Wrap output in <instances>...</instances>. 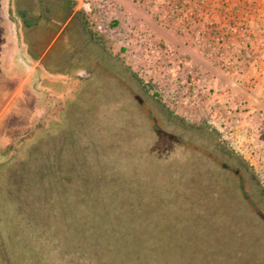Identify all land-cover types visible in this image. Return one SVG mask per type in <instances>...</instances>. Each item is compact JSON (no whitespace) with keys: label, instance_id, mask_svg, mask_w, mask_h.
Returning <instances> with one entry per match:
<instances>
[{"label":"rangeland","instance_id":"1","mask_svg":"<svg viewBox=\"0 0 264 264\" xmlns=\"http://www.w3.org/2000/svg\"><path fill=\"white\" fill-rule=\"evenodd\" d=\"M27 1L8 0L10 18L14 22L11 23L15 24L16 37L23 47L29 45L18 11L27 17L31 14L27 12L38 8L39 1L43 2ZM1 2L3 0L0 5ZM56 4L62 5L60 0ZM98 53L90 40H86L83 54L104 57L103 53ZM20 56L27 57L25 51L20 52L15 47L12 60L23 69ZM124 60L128 61L125 57ZM101 62L103 67L98 66L93 72L92 92L84 90L82 94L76 85L61 84L56 79L53 80L58 86L55 90H49L47 84H50L42 80L41 93L36 94L35 89L32 93H22L19 86L28 73L14 84H7V77L11 75L7 72L0 82V264H120V255L126 264H264V226L261 224H264V105L249 106L227 89L222 92V101H215L211 97L212 89H203L207 97L201 98L199 104L187 107L171 104L169 108L180 110L190 119L210 120L203 129L184 125L193 129L186 131L170 122H179V119L165 118L164 115L170 114L166 107L156 105V101L150 103L153 100L148 92L150 88L143 86L146 76L135 66L121 61L120 66L115 67L111 59L108 60L110 66ZM72 65L81 66L75 60ZM128 66L133 70L127 72ZM192 66L191 59L176 65L171 77L178 75L192 87L201 82ZM133 71L139 79L135 76L136 79H132ZM28 86L38 87L33 78ZM21 93L25 102L20 101ZM18 105L20 109H15ZM84 106L89 112L87 110L82 121L92 122L95 125L91 126L92 130L102 136L88 135L93 141L100 139L93 147L86 137L70 129L71 135L80 136L81 141L69 147L68 155H60L59 167L64 174L59 176L62 181L58 182L60 191L69 196V209H62L60 203H56L60 197L54 194L58 189L57 181L51 180L50 189L42 187L49 197H45L42 190L34 191L33 184L30 187L27 183V188H31L27 191L21 180V185L15 180L7 181L8 171L18 175L21 168L30 165V153L35 148L42 155L43 150L48 151L46 155H55L54 162H57L60 152L55 151L53 137L56 135L45 132L48 120L54 118L53 123L61 128H72L78 122L77 114L85 110ZM93 106L95 110L90 108ZM61 119L72 124H60ZM246 122L255 125L256 131L251 125L243 126ZM246 129H249L247 136L244 135ZM107 135L114 136L118 146L107 151L106 160L102 153ZM57 138L69 140L62 134ZM218 140L223 146L218 145ZM43 143L49 145L48 149L38 148ZM94 153L101 157L95 158ZM146 153L151 155L147 157ZM229 153H236L238 162L229 160ZM126 154L130 155V161L126 160ZM22 157L25 162H20ZM157 162L160 169H154ZM122 166L134 170L127 173ZM27 169L34 170L33 166ZM232 174L240 179L242 190L237 193L244 197V206H240L228 189ZM79 184L90 193L81 194ZM167 184L171 188H166ZM26 191L27 198L21 199ZM39 194L45 205L48 202L47 209L31 208L33 211H30L29 206L34 207ZM8 195L11 197H6ZM131 196H137L138 201ZM124 205L123 216L121 207ZM135 205L140 209L138 212ZM208 205L212 206L209 212L205 210ZM244 210L250 213L244 214ZM132 211L143 223L134 234L127 230V236L121 235L125 239L121 251L114 239L108 240V237L118 235L115 229L121 225L119 216H123L126 225L127 219L132 222ZM215 225H219L217 233ZM157 234H164L162 243ZM132 239L135 240L132 242ZM91 246H96L95 261Z\"/></svg>","mask_w":264,"mask_h":264},{"label":"built area","instance_id":"2","mask_svg":"<svg viewBox=\"0 0 264 264\" xmlns=\"http://www.w3.org/2000/svg\"><path fill=\"white\" fill-rule=\"evenodd\" d=\"M73 1L93 30L146 76L145 82L170 107L195 106L207 97L202 90L213 86L197 62L192 68L201 82L189 87L180 76L171 77L174 67L192 55L159 38L157 26L172 29L179 42L227 74L244 73L248 65L264 74V0Z\"/></svg>","mask_w":264,"mask_h":264},{"label":"trees","instance_id":"3","mask_svg":"<svg viewBox=\"0 0 264 264\" xmlns=\"http://www.w3.org/2000/svg\"><path fill=\"white\" fill-rule=\"evenodd\" d=\"M22 0H19V2H21ZM4 2H5V0H3V2H1V5H0V82H2L4 79V77H6V74H7V72L8 73H10L11 75L10 76H8L7 77V81H6V83L7 84H14L15 83V81L16 80H18L20 77H21V75L23 74V69H24V67H23V69H22V67H18L17 66V64H15L14 62H13V60H12V57H13V55H14V53H15V47H16V43H15V39H14V37L12 36L13 34H14V31H13V24L11 23V22H13L12 20H11V18H10V13H7L6 14V7H5V5H4ZM23 2V1H22ZM27 3V2H26ZM9 5H10V2H8V7H9ZM12 5V4H11ZM26 5V4H25ZM30 8V7H29ZM32 11L30 12L31 14H32V16H33V14L35 13V14H41V13H43V8H42V5H40L39 4V7L38 8H33V9H31ZM29 11V10H28ZM27 13H29V12H27ZM8 15V16H7ZM18 17H20L21 19H22V17H23V15L21 14V12L20 11H18ZM14 23V22H13ZM21 31H23V29L21 30ZM21 63V62H20ZM22 64V63H21ZM18 68V69H17ZM128 68L129 69H127V72H129L130 71V69L131 70H133L132 68H130L129 66H128ZM18 70V72L16 73V70ZM137 78V79H139L138 78V76L136 75V73L133 71L132 72V79H136L135 77ZM139 81V80H138ZM143 85V84H142ZM144 86V85H143ZM145 88H147L146 86H144ZM148 89V88H147ZM20 90H22V93H24L25 91H28V92H30V93H32V89L31 88H29V86L28 85H26L25 86V88H21ZM148 92H149V95H150V97L151 98H153V100L151 99L150 100V103H153L154 101H156L157 102V104L156 105H158V104H161L162 106H164V107H166V109H168V111L170 112V114H168V116L167 115H164L165 116V118L167 119V117L169 118V120H170V118L171 117H174V118H176V119H179L180 121V123L179 122H176V121H174V120H170V122L171 123H173V124H175L176 126H178V127H180V128H183L184 130H188V131H192L193 129L192 128H197V129H203L204 127H207L208 126V121L207 120H203V121H201V120H198V119H190V118H187L186 116H184L183 114H181V113H179V112H177V111H174L173 109L172 110H170L169 108H170V106L168 105V104H166L163 100H161L160 98H159V95H158V92H156L155 90H154V88L153 89H148ZM22 93H21V99H20V101H23V102H25L26 101V98H23V95H22ZM33 95V94H32ZM24 104H26V103H24ZM15 107V109H20V105H18V106H14ZM83 108H85V106L83 107ZM90 108H92V109H96V107H90ZM138 108V107H137ZM87 110H88V112H89V109L88 108H85V110L82 112V113H78L77 114V116H78V122L77 123H75V124H73V127L72 128H67V127H60L57 123H53V121L55 120L54 118L52 119V118H50L49 120H48V122H49V124H48V126H47V129H46V133H48V134H51V136L52 135H56L55 137H53L55 140H54V143H55V148H57L55 151L57 152V153H59L58 154V156H57V162H54V158H56L55 157V155H53V154H48V155H46L47 153H48V151H46V150H43V155L39 152V151H37L36 150V148L34 149V152L32 153H30V159L28 160V163L30 164L29 166H27V167H32L33 166V169L34 170H31V171H29L28 169H27V167H26V169L24 168V169H22L21 168V171L19 172V174L18 175H16L15 173H13V174H10V172H11V170L10 171H8V173L9 174H7V176H5L6 178H7V181H10V180H15V182L16 181H18L19 183H20V185H21V182H20V180L22 181V182H25V187H26V189H27V191H29L30 189H28L27 188V183H30V187H31V185L33 184V186H34V191L35 190H42V193H45V195L44 194H42V193H40L41 195H44L45 197H49L48 195V193H46L45 192V190L44 189H50V183H51V180H53V181H57V187H58V189L56 190V191H54V194L55 195H58V196H60V197H58V199H57V201H56V203L57 204H59L60 203V205H61V208L63 209V208H66V209H69L68 208V205H69V198H67V197H69V196H67L65 193H62L60 190H61V187L58 185V182H59V180L60 181H62L61 180V178L59 177L61 174H64V173H62V171H61V167H59L60 165H61V158H60V155H62V156H65V155H68V150H69V147L70 146H72V144L73 143H76V142H78V141H81V137L83 138V137H86V139L90 142V144H92L93 145V147L94 146H96L97 145V143H98V141L100 140V139H98V140H95V141H93L88 135H90V136H93V137H95V135H96V131H94V129L92 130V128H91V126H95L94 124H92V122H90V121H86V120H83L82 121V117L85 115V114H87ZM31 114H32V116H33V113L31 112ZM35 115V114H34ZM34 117V116H33ZM71 117V116H70ZM33 120H34V118H33ZM62 121L60 122V124H69V125H71L72 123L71 122H69V123H67V122H65L64 121V119H61ZM5 124V123H4ZM184 125H191V127H190V129H187V128H185V126ZM62 126H65V125H62ZM131 126H133V125H131ZM81 128H83V129H81ZM73 129L74 131H76L78 134H80V136L79 137H77L76 135V137H73V135H71V130ZM78 129H80L81 130V132H80V130H78ZM105 129V128H104ZM136 129H138V130H140L139 128H136ZM211 129V128H210ZM106 130V129H105ZM198 131H200V130H198ZM57 132H59V134L57 133ZM58 134V135H57ZM61 134L62 135H65V137L66 138H68L69 140H64V139H62V138H57V137H61ZM99 137H101L102 135H98ZM97 135H96V137L97 138H99ZM50 137V136H49ZM103 139V138H102ZM105 139H107V144H106V147L104 148L103 147V156H104V158L106 159V154L107 153H109V152H107V151H109V150H111V149H113V148H115L116 146H118L117 145V141H116V139L114 138V136H112V137H110L109 135H107V138H105ZM39 140V139H38ZM36 141V140H35ZM34 141V142H35ZM46 142H49V139L47 140H45ZM72 141V142H71ZM218 145H222V142L221 141H219L218 140ZM34 144V143H33ZM39 147L38 148H40V147H42V148H45V149H48V146L49 145H46L45 143H43L42 145H38ZM223 146V145H222ZM88 150V149H87ZM36 151V152H35ZM89 151V150H88ZM30 152V151H29ZM56 152H53V153H56ZM90 152V151H89ZM117 152V151H116ZM46 153V154H45ZM91 153V152H90ZM117 153H119V152H117ZM92 155H93V153H91ZM94 154H97V153H94ZM147 154H150L151 155V153H146L145 155L147 156V157H149L150 155H147ZM225 155H226V153H224ZM36 155H37V159L39 160H37L36 159ZM26 156H29V154L28 155H26ZM43 157V158H40L39 159V157ZM25 157V156H24ZM24 157H22L21 158V160H20V162H25L26 161V159L24 158ZM98 157H101L100 156V154H97V157H95V158H98ZM227 157H228V154H227ZM129 158H130V155L129 154H126V160H128V161H130L129 160ZM140 159H141V157H140ZM229 159V158H228ZM107 160V159H106ZM230 160V159H229ZM237 162H238V160H237ZM43 164V165H42ZM39 165V166H38ZM160 162H157L156 163V165H155V167H154V169H160ZM122 167H124V168H121L122 170H126L127 171V173H129V172H132V171H130V170H134L133 168H129L130 170H127L128 168L126 167V166H122ZM242 168V167H241ZM52 172V173H51ZM36 175H35V174ZM48 173H50V175L48 176ZM36 177H38V179L36 178ZM230 177H231V181L228 183L229 184V186H228V189H229V191H230V194H232V196L233 197H236V200L238 201V203L240 204V206L241 205H245V202H243L244 201V197L241 195V193H237L239 190H242V186H241V183H240V179H238L234 174H232V176L230 175ZM30 178H32V180H30ZM105 179L106 178H104L103 177V180L105 181ZM66 181V180H65ZM11 182V181H10ZM147 182H148V184H149V182H150V180H147ZM66 183H67V181H66ZM150 186H151V184H149ZM252 185H253V182H252ZM80 188H82V193L81 194H85V193H90L88 190H86L85 188H84V185H78ZM260 186V185H259ZM44 189H43V188ZM169 186H168V184L166 185V188H168ZM226 187V186H225ZM169 188H171V186L169 187ZM260 188H261V186H260ZM90 190H92V189H90ZM27 191L26 192H24L23 193V196L22 197H20L21 199H26L27 198V196H26V193H27ZM132 191H134L133 189H132ZM85 192V193H84ZM94 192H95V190H94ZM58 193V194H57ZM40 194L39 195H37L38 197H36V199H35V201H34V207H32V206H29V208H30V211H33V209L31 210V208H40L41 207V211H45L46 209H47V207H48V202L46 203V205L44 204V200L43 199H41L39 196H40ZM79 194L80 193H78V195H76L77 197H79ZM142 194V193H141ZM237 194L239 195V198H238V196H237ZM93 195V194H92ZM148 196V195H147ZM6 197H11V195H8V196H6ZM145 197V196H144ZM149 198V197H148ZM131 199H133L135 202H137L138 201V197L137 196H134V198H133V196H131ZM23 203H25V202H23ZM78 203V202H77ZM76 203V204H77ZM10 204V203H9ZM75 204V205H76ZM218 206H216V207H213V208H217ZM122 208V211H123V216H124V214H125V211L123 210V209H125L126 208V205H124V207H121ZM137 208V209H136ZM219 208H220V206H219ZM221 208H222V206H221ZM58 209V208H57ZM76 209H77V207H76ZM134 209H135V211L137 210V212H138V210H140L139 208H138V205H135V207H134ZM170 209V208H169ZM210 209H212V206H210V205H208V206H206L205 207V210H207L208 212H209V210ZM35 210V209H34ZM219 210V209H218ZM36 211V210H35ZM106 210H104V212H105ZM135 211H132L131 212V214L133 215V217H132V222L130 221L131 219H127L128 220V224L126 225V223L124 222V220H123V216H119V218H120V222H121V225L119 226V229H115V233L117 234L118 233V235H109V237H108V240H110V239H114V241H115V243L118 245L117 247H118V249H120L121 251H123V249H124V246H123V243L125 242V239L121 236V235H126L127 236V230L128 231H130L131 233H133L136 229H139V225H141L143 222L142 221H140V219L138 218V214L137 213H135ZM151 212H152V210L150 209V211H149V214L151 215ZM248 214L250 213L249 211H246ZM245 212V210H244V214L246 213ZM37 214H39V212H37ZM208 214H210V213H208ZM151 217V216H150ZM149 217V218H150ZM246 218H248V217H246ZM176 222L175 223H177V222H179V220H175ZM91 222V221H90ZM261 222V221H260ZM124 223H125V225H124ZM174 223V224H175ZM94 224V227H95V223L94 222H91V226ZM263 226H264V224L263 223H261ZM131 227H134L135 229H131ZM114 229V226H112V230ZM144 229V228H143ZM214 229H215V233H217V232H219V225H215L214 226ZM134 234V233H133ZM42 235V234H41ZM158 235V234H157ZM154 236H156V234L154 235ZM159 237L158 238H161V243H162V241H164L165 240V237H164V234H161V235H158ZM47 237H48V235H47ZM157 237V236H156ZM131 238H133V236L131 237ZM57 239V242L59 243L60 241H59V238L57 237L56 238ZM135 239H132V242L134 241ZM159 240V239H158ZM49 241V240H48ZM37 242H39L38 241V239H37ZM8 244V243H7ZM58 245V244H57ZM247 245H248V243H247ZM8 246H16V245H10V244H8ZM85 247H87V246H85ZM248 248H250V246H248ZM91 251L94 253L93 255H92V259L95 261L96 260V255H95V252H96V246H91ZM121 255L119 256V259H118V261H119V263L120 264H126L125 262H124V257L123 258H121ZM117 264V263H116Z\"/></svg>","mask_w":264,"mask_h":264},{"label":"crops","instance_id":"4","mask_svg":"<svg viewBox=\"0 0 264 264\" xmlns=\"http://www.w3.org/2000/svg\"><path fill=\"white\" fill-rule=\"evenodd\" d=\"M51 1L52 0H49V2H51ZM39 4L42 5L41 2ZM53 4H55V2H53ZM4 5L6 7V14L10 13L9 8L7 6L8 0H5ZM66 5L67 6L65 8L69 9V11H70L69 17H72L73 11H75V8H76V4L74 3L73 0H70L68 3H66ZM47 9H48L47 11L50 12L49 8H47ZM66 9L64 10V13H65ZM64 13L56 16L55 18L51 17L50 21L53 22V24L47 23V21H45V23H42V22L37 23L38 26L40 25L43 28L49 27L47 29V31H48L47 37L49 36V34H53L55 29H58L57 25H59V23H61V20H62L61 16L64 15ZM30 16H32V14H29L28 17H30ZM78 23L79 24H78V31L77 32L80 35H81V33L84 34L85 39L90 40V42H92L93 45H97L98 47L104 49L102 44L98 40H94L90 37L91 33L88 30V28L86 27V25L84 24V22L82 20H80V21H78ZM61 24H63V23H61ZM13 26H15V24H13ZM27 29H26L27 43H28L30 48L26 47V46L23 47L18 42L19 40L16 37L17 33L15 31V27L13 28L14 34L12 35L13 37L16 38V40H15L16 49H18L20 52L25 51V53L27 55V57H22V56L19 57V61L22 63V65L24 67L23 74L21 75L19 80H21L22 76L25 73H28L27 77L23 80V82L21 83L19 88L20 89L21 88L23 89V87L25 88V86L28 85L31 78L34 77L33 76L34 74H37L39 77L38 81H36V83L38 84L37 86H39V88H40V85L44 84V83H42V80H44L46 83L50 84V85L47 84V88L49 90H55L58 88V86L56 84H54V82H53L54 79L61 82V84L70 83V84L74 85L75 80L68 79V77H70V73H73V71L69 72V70L67 69L69 66L67 64V62L65 60L60 59V58H63V56H64L63 53L61 51L58 52L57 55H54L55 53L52 55L47 53L48 47H50L51 41H52L54 36L53 37L51 36L52 39H49L48 41H46L45 44H43L44 40L43 41L40 40V41L36 42L35 40L31 39L30 37L32 36V34H29L30 29H29V32L27 33ZM155 32L159 38H163L166 41H171L175 45L179 46V48H181L182 50L189 51V53L192 55V58L190 57V59L195 64L197 62L204 70L207 71V73L210 77V83H212V86H213V88H212L213 93L211 95L213 100L222 101V99L224 97L223 96L224 94L222 92H226L225 90L227 89L228 91L232 92L234 95L235 94L238 95L240 100H243L244 102L246 101L249 106H253L254 104L255 105H259V104L264 105V103H261V102H264V93H263L264 92V74H260L256 69L252 68V66H249V65L246 67V71L244 73H240L238 75L227 74V73L223 72L221 69L212 66L208 61H206L204 58L200 57L196 53L195 50H193L192 48H187V46L185 44L179 42V36L172 29L164 28L162 26H159V27L157 26ZM118 55H119V53H118ZM49 56L52 59V63L57 62V67L59 69H52L51 67H49L50 66L49 63H43V61H45V59H48ZM122 59L124 60V58H122ZM122 59L119 58V61L120 62L122 61L125 64L126 61L125 60L123 61ZM27 62H29V64ZM261 62H263V61L261 60ZM29 68H30V70L28 72ZM257 69H258V65H257ZM44 75L47 76V78H48L47 80L44 77ZM255 78L257 79V83L252 82V80L254 81ZM18 83H19V81H18ZM252 85H254V86L252 87ZM34 88L35 87H32V90ZM196 118H198V117H196ZM248 123L249 122L244 123L245 125H243V126L251 125L253 127L254 131H256V129H255L256 126L253 124H248Z\"/></svg>","mask_w":264,"mask_h":264},{"label":"flooded vegetation","instance_id":"5","mask_svg":"<svg viewBox=\"0 0 264 264\" xmlns=\"http://www.w3.org/2000/svg\"><path fill=\"white\" fill-rule=\"evenodd\" d=\"M23 1V0H22ZM34 1V0H33ZM39 1V0H38ZM57 0H52L51 2H49V0H43L42 2V6H43V13L41 14H33V16L30 17H24L25 15L23 14V12L21 13L23 15L22 17V21L24 23V27L29 31L30 29V33L32 34V36L30 37L31 39L35 40L36 42L40 41V40H44V43H46V41H48L49 39H52L50 47H48V51L47 53L51 51V55H57L58 52H62L63 53V58H60L62 60H65L67 62L68 66V70L70 73V77H68V79H72L75 80L74 85H76L77 91H79L81 94L84 92V90H87V92H92L91 91V84H92V79H93V72L96 71V67L98 66H102L103 64L101 61H105V64L107 66H110L108 60H114V63H112V66L114 65L115 67H118V65L120 66V61L119 58L122 59L121 57H119V55L117 53H115L110 47L109 45L106 43V41L102 38V36L93 30V28L88 24V21L86 19V16L84 15V13L82 11H80L77 7L75 8V11H73V15L72 17H69V9H66V5H64L63 1L66 3H68L70 0H61L62 5L59 6L56 4ZM26 2H28L26 0ZM41 1H39L40 3ZM53 2H55V4H53ZM47 8H49L50 12H48ZM65 11L64 15L61 16V23H59V25H57L58 29H55L53 34H49L48 35V31L47 29L49 27H45L43 28L42 26H38L37 23H45V21H47V23L53 24V22L50 21L51 17L55 18L58 15H61L62 10ZM32 11V10H31ZM69 18V19H68ZM67 19V20H66ZM66 20V21H65ZM82 20L84 22V24L86 25V27L88 28V30L90 31V37L94 40H98L104 49L98 47L97 45H94V48L96 49L97 52L99 53H103L104 57L103 58H99L98 55L96 54V56H87L85 54H83V50H84V45L86 42L85 39V35L81 33V35L77 32L78 31V21ZM35 24L34 26L31 24ZM61 24V25H60ZM31 26V28H30ZM52 36V37H51ZM47 38V39H46ZM46 39V40H45ZM92 43V42H91ZM98 53V54H99ZM76 61L77 65H81L80 67L78 66H74L72 65V61ZM123 60V59H122ZM46 61V62H45ZM45 61H43V63H49V67H51L52 69H59L57 67V62L52 63V59L49 56L48 59H45ZM124 61V60H123ZM69 62V63H68ZM102 64V65H101ZM118 64V65H117ZM127 64V63H125ZM34 77H32L33 79H35L36 81H38L39 77L37 74L33 75ZM112 77L114 75H111ZM130 80V79H129ZM132 80V79H131ZM130 83V81H128ZM37 84V83H36ZM38 85V84H37ZM144 86L148 87L147 85L144 84ZM35 88V93H41L39 91V86ZM149 88V87H148ZM151 89V88H150ZM36 93V94H37ZM49 99V97H48ZM238 157L236 155V153H229L228 154V158L231 160H238ZM240 161V159H239ZM240 167V165H238ZM243 166V165H241Z\"/></svg>","mask_w":264,"mask_h":264},{"label":"water","instance_id":"6","mask_svg":"<svg viewBox=\"0 0 264 264\" xmlns=\"http://www.w3.org/2000/svg\"><path fill=\"white\" fill-rule=\"evenodd\" d=\"M145 85H147L149 88H152L151 84L149 82H143Z\"/></svg>","mask_w":264,"mask_h":264},{"label":"bare ground","instance_id":"7","mask_svg":"<svg viewBox=\"0 0 264 264\" xmlns=\"http://www.w3.org/2000/svg\"><path fill=\"white\" fill-rule=\"evenodd\" d=\"M177 42H178V41H177ZM246 126H250V125H246ZM248 130H249V129H246V130L244 131V135L247 136V133H246V132H248Z\"/></svg>","mask_w":264,"mask_h":264}]
</instances>
